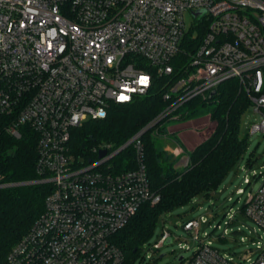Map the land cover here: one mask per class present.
<instances>
[{
  "label": "built area",
  "instance_id": "obj_1",
  "mask_svg": "<svg viewBox=\"0 0 264 264\" xmlns=\"http://www.w3.org/2000/svg\"><path fill=\"white\" fill-rule=\"evenodd\" d=\"M157 77L165 86L160 113L118 148L106 143L97 148L106 155L79 163L72 129L104 117L113 103L133 102ZM229 79L259 114L250 131H264V0H0V125L15 138L36 135L37 180L51 184L44 211L10 250L9 264H126L112 238L144 202L158 199L142 135L154 126L159 135L164 121L189 116L194 99L216 100ZM131 145L136 167L116 170L112 157ZM244 180L251 183L247 173ZM242 211L258 225L250 230L255 256L247 264H264V181ZM208 221L201 215L182 225L198 238ZM170 235L164 229L153 246ZM182 264L241 263L201 240Z\"/></svg>",
  "mask_w": 264,
  "mask_h": 264
},
{
  "label": "trees",
  "instance_id": "obj_2",
  "mask_svg": "<svg viewBox=\"0 0 264 264\" xmlns=\"http://www.w3.org/2000/svg\"><path fill=\"white\" fill-rule=\"evenodd\" d=\"M164 88V79L157 77L154 86L133 102L113 103L104 117L89 119L73 128L69 145L77 161L95 160L101 145L110 143L118 148L147 126L166 105ZM216 101L211 135L196 144L188 164L182 168L177 167L170 153L158 148L156 126L142 135V160L158 199L144 202L112 238L123 251L126 264L140 255L141 244L150 238L165 212L190 203L196 196L208 197L243 157L248 138L241 132L240 116L251 104L250 97L235 79H229L219 86ZM205 102L197 98L188 105L194 112ZM36 143V135L26 133L15 138L0 125V184L8 183L0 185V264H9L10 250L42 214L51 189L50 183L37 180L40 176L36 172ZM112 162L116 170L135 168L136 151L128 146L113 156Z\"/></svg>",
  "mask_w": 264,
  "mask_h": 264
},
{
  "label": "rangeland",
  "instance_id": "obj_3",
  "mask_svg": "<svg viewBox=\"0 0 264 264\" xmlns=\"http://www.w3.org/2000/svg\"><path fill=\"white\" fill-rule=\"evenodd\" d=\"M185 19L188 27L194 22L190 11L185 13ZM216 105L215 99L209 100L184 119L163 122L164 131L156 137L157 146L174 157L177 167L187 165L191 149L211 135L215 127L211 115ZM259 119L253 105L241 113V132L247 135L248 147L235 170L208 197L196 196L190 203L165 212L150 238L141 244L140 255L131 264H182L180 257H191L201 240H211L222 252L241 264H247V257L255 256L249 251L255 247L250 238V230L258 225L244 214L242 208L250 192L257 190L264 181V131H250L252 123ZM188 130L191 132L186 135L185 131ZM246 173L251 177L249 184L244 180ZM239 188L243 191L238 192ZM230 214L236 215L235 220L231 219ZM201 215L209 221L201 225L199 237L196 238V232L185 229L182 224L188 218H199ZM225 228H228V234L224 233ZM164 229L170 231L171 242L155 248L153 245L162 236Z\"/></svg>",
  "mask_w": 264,
  "mask_h": 264
},
{
  "label": "water",
  "instance_id": "obj_4",
  "mask_svg": "<svg viewBox=\"0 0 264 264\" xmlns=\"http://www.w3.org/2000/svg\"><path fill=\"white\" fill-rule=\"evenodd\" d=\"M214 94H215V90H213V91L211 92L210 97H213ZM146 130H147V129H146ZM106 153H107V150H106V149H100V150H99V153H98V156L101 158V157H103L104 155H106ZM24 183H25V182H24ZM19 184H21V183H19ZM169 242H171V239H170V238H168V239L166 240V243H169ZM161 256H162V255H161ZM180 259H183V256H181Z\"/></svg>",
  "mask_w": 264,
  "mask_h": 264
},
{
  "label": "snow or ice",
  "instance_id": "obj_5",
  "mask_svg": "<svg viewBox=\"0 0 264 264\" xmlns=\"http://www.w3.org/2000/svg\"><path fill=\"white\" fill-rule=\"evenodd\" d=\"M141 82L146 83V78H142ZM121 99H127V97H121Z\"/></svg>",
  "mask_w": 264,
  "mask_h": 264
},
{
  "label": "crops",
  "instance_id": "obj_6",
  "mask_svg": "<svg viewBox=\"0 0 264 264\" xmlns=\"http://www.w3.org/2000/svg\"><path fill=\"white\" fill-rule=\"evenodd\" d=\"M182 132H183V131H182ZM185 132H186V135H187V133H188V132H191V131L188 130V131H185ZM186 135H185V136H186ZM184 144H185V143H184V141H183V145H184ZM184 146H185V145H184ZM191 150H192V149H191Z\"/></svg>",
  "mask_w": 264,
  "mask_h": 264
},
{
  "label": "clouds",
  "instance_id": "obj_7",
  "mask_svg": "<svg viewBox=\"0 0 264 264\" xmlns=\"http://www.w3.org/2000/svg\"><path fill=\"white\" fill-rule=\"evenodd\" d=\"M147 79V78H146Z\"/></svg>",
  "mask_w": 264,
  "mask_h": 264
}]
</instances>
